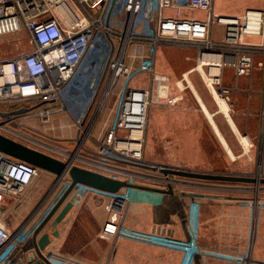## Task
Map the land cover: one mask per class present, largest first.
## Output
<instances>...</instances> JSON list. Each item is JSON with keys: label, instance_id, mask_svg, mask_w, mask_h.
<instances>
[{"label": "built area", "instance_id": "1", "mask_svg": "<svg viewBox=\"0 0 264 264\" xmlns=\"http://www.w3.org/2000/svg\"><path fill=\"white\" fill-rule=\"evenodd\" d=\"M121 1L0 0V47L12 42L21 43L23 38L13 41L9 39L21 32L30 46L29 51L26 52L13 54L7 51L10 53L8 57L0 55V112L28 109L21 114L7 117L0 115V132L4 131L20 138L26 141L23 144L63 162H69L70 165H77L74 164L76 159H72L74 153H68L30 135L31 139L22 138L23 136L16 133L23 132L19 127H26L23 123L26 119L33 118L41 123H47L53 120L55 115L65 111L70 116L72 125L83 134V137L76 141L77 148L81 146L80 148L84 151L95 150L94 153L105 162L146 167L143 165L145 161L142 158V152L143 131L148 110L154 106H173L178 101V97L169 95L168 77L155 73V57L159 46H181L194 49L196 51L194 68L200 66L204 75L212 78L217 94L228 102L230 91L242 90L237 84L238 79L251 78L254 72L259 70L262 73L263 84L262 89L257 92L264 97V6L245 8L238 14L225 15L214 11V0H151L152 12L148 13V22L150 18L152 19L148 24L152 28L151 32H143L138 29L140 16L137 17V14L141 13L142 16L144 0H136L134 3L132 0H123L124 3ZM121 3H123L122 14L126 15L124 19L126 30L132 5L133 8L135 7V20L132 31L126 38L124 51L122 46L126 37L125 32L120 33L112 27L117 26L113 25V16L116 14L112 15L113 9L115 7L120 10L118 6ZM63 5L66 6L68 13L60 10ZM109 11V21L106 25ZM168 11H173L174 14H169ZM182 12H188L191 16H182ZM195 12H199L201 16H196ZM98 33L102 37V43L105 36L110 42L108 49L105 47V50H108L106 58L102 59L105 64L102 68L99 63L96 70L98 73L102 68L101 73L104 72V75L107 73V81L99 104L101 102L103 105L112 94L115 99L111 110L113 114L111 121L108 122L107 119L102 124L95 138L91 134L93 123H89L88 115L101 90L103 79L94 88L83 91L80 98L82 99L81 107L76 115H72L66 96L71 102L72 95L74 97V91L71 90L73 85L79 76H82L80 72L89 68L87 64L92 54L90 51ZM112 35L122 38L120 44H115L111 39ZM1 39H5L6 43H3ZM132 44L147 45L148 52L131 55V62L128 64L126 63L127 48ZM194 68L188 72L194 71ZM226 68L234 71L233 87H225L222 84V71ZM212 69H216L217 73L212 74L210 72ZM93 71L94 69L88 77ZM184 75L185 73L182 75V82ZM199 75L204 82L200 73ZM140 76L148 78L149 85L139 88L131 86L132 81ZM177 88H179L178 85ZM179 90L181 91L180 88ZM243 90L253 91L250 88ZM86 97L89 103L85 106ZM243 134L248 136L246 133ZM136 135L142 138L138 153L131 148L136 142ZM51 138L66 139L56 136ZM78 158L90 166L97 165L103 169L116 170L115 174L108 175L115 179L125 180L117 176V173L129 175L128 172H130L115 168L108 163H99L80 156ZM43 172L46 171L0 152V264H18L10 256L12 249L18 243L30 239L43 218L71 183L68 174L65 173L58 180L61 182V188L50 192L44 202L36 207L22 225L12 231L7 223V219L11 216L10 207L20 204L27 188ZM74 191L92 194L102 200L105 218L99 237L106 240L115 239L125 219L131 189L122 188L117 192H106L76 184ZM47 258L52 264H78L52 253H48Z\"/></svg>", "mask_w": 264, "mask_h": 264}, {"label": "rangeland", "instance_id": "2", "mask_svg": "<svg viewBox=\"0 0 264 264\" xmlns=\"http://www.w3.org/2000/svg\"><path fill=\"white\" fill-rule=\"evenodd\" d=\"M121 2H123V0ZM123 3L118 6L120 10L114 7V13L112 12V15L116 13L113 16V25H117L112 27L120 33L126 31V24L124 22L126 15L122 14L123 11H121ZM151 3V0H144L142 16L141 13L137 14V17L140 16V26L138 29L143 32H151L152 27L148 24L152 19L150 18L148 22V13L152 12ZM263 6L264 0L213 1L214 11L225 15L238 14L245 8H262ZM194 14L196 16H201L199 12H195ZM134 20L135 15L133 17V22ZM131 31L132 27L129 28L130 33ZM17 38H23L21 43L12 42L4 44V46H2V51L5 52L8 50L13 54L29 51L30 46L27 40L24 39L25 35L22 32L9 39L13 41L17 40ZM111 39L118 45L122 38L112 35ZM1 41L6 43L4 42L5 39H1ZM103 42L105 44L102 43V37L100 33H98L90 51L92 52L90 61L87 64L89 67L88 70L92 71L94 69L89 77V81L94 82L90 89L94 88L95 85L100 83L103 79L101 90H99L88 115L89 123H93H91V134L95 138L102 128V124L108 118H112L113 114L111 110L113 109L115 99L114 94H112L104 101L100 109H98L99 100L107 81V73H105V75L104 72H102L103 74L101 73L102 66L105 64V61H102V59L106 58L108 50H105V47L108 49L110 44L106 36L103 38ZM99 63L102 68L101 71L96 73ZM83 73L84 72H80V75H82L81 79L87 77V75ZM193 73L201 79L198 72L194 71ZM101 76H103V78H101ZM138 78H135L132 84H137ZM138 82L142 84L143 81ZM183 84L186 87V89L184 88V93L188 94L190 97L184 98L181 105H178L180 102L178 101L173 106H154L155 108L161 107L164 109L175 108L176 106L181 108L179 110L180 112L177 114L164 113V115L161 112L157 117L150 120L148 119L149 112L147 114V122L143 131L144 148L142 152V158L145 161L143 165L146 167L105 162L102 161V159H98V155H93V157L90 155V157L94 159L93 161L96 160L99 163H108L115 168L129 170V175L117 173V176L124 178L130 183L167 189L168 182H171L174 194L168 195L167 197L172 200V204L176 201L179 206H181L182 210H185V222L187 224V237L185 239V244L181 245V249L185 250V256L181 257L179 264H264V183L207 181L172 175L166 177L158 169L151 170L149 168L150 166H156L157 168L187 169L198 172L264 178V155H262V152H264L263 106L259 110V115L256 119L257 127L254 133L251 136L248 135L251 142L249 151L246 154L242 153L243 148L222 116L220 114L214 116L227 145L232 153L237 156V158L232 159V156L227 153L223 144L215 134L203 111L200 110L201 112H196L197 115L195 114V116H193V112H191L190 108L195 105L197 99L194 95V91H192L189 85H187L185 81ZM202 84L206 91V95L210 99V104L207 106V109L213 112L217 109V106L203 81ZM146 85H149L148 81ZM182 91L177 87L172 88L170 86L169 95L172 93L184 94ZM253 91L257 92L258 90L255 89ZM114 92H116V90ZM74 93V99H77V91ZM66 99L68 106H71L72 102L68 100L67 96ZM230 102L231 101L228 102V105L232 117ZM80 105L81 103H79V109L81 107ZM197 105L199 106V104ZM71 112L72 115H76L79 110L73 107ZM168 120L171 121L170 126L166 125ZM233 121L239 129L234 119ZM23 123L26 124V127H19L21 131L35 139L50 143L52 146L58 147L68 153L77 154V152H79L75 158H72L76 159L74 164L80 166L86 165L83 163L85 161L82 159L80 160L78 157L88 158V153H86V150L84 151L79 147L77 148L75 140L77 136L81 139L83 134L72 125L68 113L63 111L55 115L53 120L47 123H41L39 120L33 118L26 119ZM172 123H175V126H172ZM64 129H73V133L65 135L62 133ZM200 129H202V132ZM185 130L189 132L183 133ZM239 130L241 131V129ZM0 133L18 142H26L4 131ZM52 136L66 139L57 140L51 138ZM148 144L150 146L149 151H147L148 149L146 148ZM180 144L182 145L181 148L179 147ZM262 146L263 148L261 149ZM259 164L262 165L261 172H259L260 175L258 173ZM91 166L95 170L106 175L115 174L117 172L112 169H103L97 165ZM56 178L55 176L49 188V193L54 190H59L62 186L60 181H56ZM184 193L199 194L202 196L185 198L182 196ZM137 195V190L131 189V198L128 206L135 202ZM211 233L212 235H210ZM174 244L175 243L169 244L171 249L177 247L173 246Z\"/></svg>", "mask_w": 264, "mask_h": 264}, {"label": "crops", "instance_id": "3", "mask_svg": "<svg viewBox=\"0 0 264 264\" xmlns=\"http://www.w3.org/2000/svg\"><path fill=\"white\" fill-rule=\"evenodd\" d=\"M168 12L169 14H174L173 11ZM181 15L191 16L188 12H182ZM2 50L3 48L0 47V55L2 57H8L10 55L7 52L8 50L5 52ZM147 52V45H129L127 48L126 63L130 64L131 55L145 54ZM195 65L196 51L192 48L161 46L157 49L154 67L155 73L168 77L169 86L172 88H176L178 81H181L182 75L194 68ZM83 72L87 77L81 79V76H79V79H77V82L71 89L72 92L77 91L76 96L78 97L77 99L71 97V109L75 107L79 110V103L82 101L80 98L83 91L91 88L93 85V81H89L88 77L91 71L85 68ZM193 72L189 74L190 81L195 92L207 107L210 104V99L206 95L201 79ZM221 79L225 87H233L235 84L233 69H224ZM138 81L143 82L140 84ZM138 81L137 84L131 83V86L137 88L143 87L147 81L149 82V79L143 76L139 77ZM237 84L242 90H232L229 93L232 117L242 133L251 136L257 127L256 119L259 115V110L262 106L264 108V97L256 91L249 92L243 89H248V87L252 90L262 89V73L256 70L251 78L240 77ZM185 89L183 91L181 90L182 93H184ZM172 94H170V97H178V101H180L178 105H181L184 98L190 97L186 93ZM88 103L89 99L86 97L85 106ZM196 103L190 108L193 116L195 114L197 115L196 112H201L200 105H197L199 103ZM156 108L151 107L148 110L149 120L154 119L161 112L163 115L164 113L177 114L181 109L176 106L175 108L177 110L175 108ZM110 121L111 118H108V122ZM166 125L170 126L171 121L168 120ZM172 126H175V123H172ZM72 130L64 129L62 133L70 135L73 133ZM200 130L202 132V129ZM188 132V130H185L183 133ZM149 144L146 145L147 151H149ZM181 144L179 146L180 148L182 146ZM86 153L89 156L87 159L94 160L92 158L93 155H96L94 151L90 149ZM81 167L95 170L87 164ZM54 179V174L43 172L27 188L20 204H17L15 207H10L9 213L11 216L7 219V223L12 231L19 228L25 219L35 211L36 207L44 202ZM135 190H137L138 194L137 199L128 206L120 232L113 240H106L99 237V232L105 218L102 200L92 194L80 193L81 200L79 204L73 206L63 221L57 225L58 237L50 236V243L45 250L46 253H52L57 257L69 259L78 264H179L181 257L185 256V250L181 249V245L185 244L187 237L185 210L183 211L176 201L172 204V200L167 197L168 195H173L174 192L173 194H165L149 190ZM182 196L186 198L201 197L202 195L184 193ZM52 230L48 224L43 232ZM173 243H175L173 246H177L173 247L174 250L169 246V244Z\"/></svg>", "mask_w": 264, "mask_h": 264}, {"label": "water", "instance_id": "4", "mask_svg": "<svg viewBox=\"0 0 264 264\" xmlns=\"http://www.w3.org/2000/svg\"><path fill=\"white\" fill-rule=\"evenodd\" d=\"M113 4L114 1L112 2V6ZM109 16L110 11L106 19V25L108 24ZM27 110L28 109L26 108H21L8 113L0 112V115L7 117L13 114L24 113ZM75 140H79L78 136ZM0 152L31 164L43 171L54 174L57 177L56 181H58L65 173L68 174L71 180L68 188L62 193L47 215L43 218L30 239L18 243V245L12 249L10 256L18 264H52L48 260V253H46L45 250L50 243V236L58 237L59 235L57 225L63 221L69 210L73 206L78 205L81 200V194L73 192V188L76 184H82L106 192H117L122 188L149 190L165 194H173L174 192L171 182H168L167 189H161L130 183L126 180L115 179L101 172L81 167L79 165H70L69 162H63L3 134H0ZM149 168L151 170L158 169L156 166H150ZM158 170L166 177L172 175L207 181L264 183V178L257 179L252 176L242 177L219 173L198 172L187 169L159 168ZM48 224L53 230L43 232Z\"/></svg>", "mask_w": 264, "mask_h": 264}, {"label": "bare ground", "instance_id": "5", "mask_svg": "<svg viewBox=\"0 0 264 264\" xmlns=\"http://www.w3.org/2000/svg\"><path fill=\"white\" fill-rule=\"evenodd\" d=\"M133 3L134 1L136 0H132ZM131 8V7H130ZM134 9V10H133ZM60 10L62 12H66L68 13L67 11V8L65 5L61 6L60 7ZM135 7L133 8V5H132V9L130 10V17L128 19V24H127V30L125 31V40H124V43H123V46H122V50L124 51L125 49V46H126V38L129 36V28L132 27V24H133V17L135 15ZM194 71L198 72V74L200 73L201 76L203 77V80H204V83H205V86L206 88L208 89V91L211 93L212 97H213V100L217 106V109L213 112L209 111L207 109V107L205 106V104L203 103V101L201 100V98L199 97V95L195 92L193 86H192V83L190 81V78H189V74L190 72H186L185 75H184V81H186V84L189 85V87L192 89V91H194V95L200 105V108L201 110L203 111V113L205 114L208 122L210 123V125L212 126L215 134L217 135V137L219 138V140L221 141V143L223 144L224 148L226 149L227 153L232 156V159L234 158H237V156H235L231 149L229 148V146L227 145L225 139L223 138L222 136V133L220 132V129L218 128L217 126V123H216V120L214 118V116L216 114H220L222 116V118L226 121V123L228 124V126L230 127L231 131L234 133V135L236 136L238 142L240 143L241 147L243 148V152L244 154H246L248 151H249V148H250V142H251V139L249 138V136H245L241 133V131L237 128V126L235 125L232 117H231V113H230V108H229V105H228V101H226L225 99H223L222 97H220L217 92H216V89L213 85V81H212V78H209L208 76L204 75V73L202 72V68L200 66H197L196 68L193 69ZM212 74H216L217 73V70L216 69H212L210 71ZM178 87L183 90L185 88L184 84L182 81H178ZM106 96V94H105ZM104 96V98H105ZM104 98L102 99V101L104 100ZM101 102H100V105H99V108L101 107ZM11 129V128H10ZM10 129H7L9 131H12L14 132L15 130H10ZM16 132V131H15ZM88 132V131H87ZM17 134H19L22 138H25V139H31L29 137V135L23 133V132H20V131H17L16 132ZM135 143L132 144L131 148H134L133 150L138 153V151H140L141 147H140V142L142 141V138L138 135L135 136ZM81 147V146H80ZM79 147V148H80ZM76 153L73 154V158L76 157ZM139 155V154H138ZM258 173L261 172V165L258 166ZM159 169V168H158ZM260 175V173H259ZM259 179V177L257 178Z\"/></svg>", "mask_w": 264, "mask_h": 264}]
</instances>
